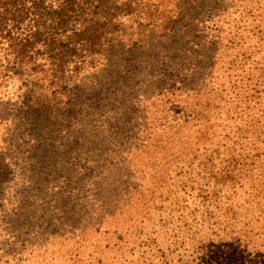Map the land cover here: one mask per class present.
<instances>
[{
	"label": "trees",
	"instance_id": "trees-1",
	"mask_svg": "<svg viewBox=\"0 0 264 264\" xmlns=\"http://www.w3.org/2000/svg\"><path fill=\"white\" fill-rule=\"evenodd\" d=\"M76 111L131 129L116 179L91 166L37 220L15 178ZM96 236L121 264H264V0H0V264Z\"/></svg>",
	"mask_w": 264,
	"mask_h": 264
},
{
	"label": "rangeland",
	"instance_id": "rangeland-1",
	"mask_svg": "<svg viewBox=\"0 0 264 264\" xmlns=\"http://www.w3.org/2000/svg\"><path fill=\"white\" fill-rule=\"evenodd\" d=\"M133 88L135 90L136 87ZM81 119L82 115L76 111L74 118L73 116L70 118L66 117L64 121H60V126L51 134H49L48 131L43 132V138L48 140L46 141L48 145L45 146L43 154L46 153L49 158L57 160L55 163H42L31 178L27 179L24 177L21 179L20 175H17L16 178L14 177L16 182L15 186H17L22 193L32 190L29 192V194H31L35 189L38 190L39 197L38 199H33L35 200L33 203V209L35 210L31 213L37 220L41 215L46 216L47 212H53L55 204L64 203L66 200L73 199L71 193L77 189L79 183L85 184L89 182L88 171L91 166L102 168L101 171L98 169L96 173H101L103 169L104 171H109L110 174L108 178L110 181L116 179L114 175H112L113 171H111V168L116 165L110 167L113 164L110 160L111 155L113 151H116V145H114L113 139L106 137V134H111L112 132L117 134L118 137L116 138H119L121 135L122 137L120 138H125L126 136H130L131 129L127 125L122 127L123 129L120 127L113 131L109 130L105 133L100 132L96 137H92V125H88L84 132H79L76 128L78 124L80 125L77 121ZM133 121L135 120H132V123ZM64 123L66 124L64 125ZM122 125H124V123H122ZM65 129H67L66 135L65 132H63ZM109 137L112 138L113 134ZM118 164L119 163H117V167L119 168ZM22 165L23 163L20 164V166ZM82 178L83 180H81ZM98 178H100V176L97 177V179ZM23 183L25 185H23ZM52 195H56L54 199L50 198ZM13 198V200H17L18 198H22V195L17 194L13 196ZM98 201L94 200L91 204L99 205L96 203ZM105 202H107V200L101 203L104 205ZM96 209L97 208L92 207L91 211H95ZM86 214H90V212H86ZM100 230L103 231L104 229H98V231ZM71 242L67 243L61 239H55L54 242L51 241L50 243L47 242L46 246L41 247L40 253L34 254L29 261L31 264H64L61 263V261H66L67 264L122 263L123 258L118 251H115L116 248H112L111 243L108 244V249L104 248L106 244L101 237L96 236L95 238H90L84 243L85 246L89 247L88 251L85 250L82 253L80 259H73L72 248L75 244L73 241V246L71 248ZM109 247L111 249H109ZM43 248H47L46 251L42 250ZM139 252L140 251H138V253ZM139 255L140 254L133 252H127L125 255L126 262H129L128 264H139L142 260V258H139Z\"/></svg>",
	"mask_w": 264,
	"mask_h": 264
}]
</instances>
